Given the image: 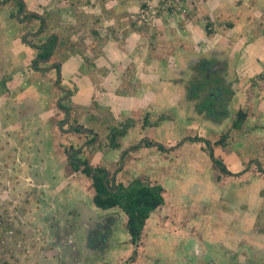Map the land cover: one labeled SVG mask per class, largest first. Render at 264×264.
Here are the masks:
<instances>
[{"label":"rangeland","instance_id":"1","mask_svg":"<svg viewBox=\"0 0 264 264\" xmlns=\"http://www.w3.org/2000/svg\"><path fill=\"white\" fill-rule=\"evenodd\" d=\"M250 1L260 3L257 12L250 9L251 6L248 8L249 16L246 19L254 23L246 25L238 23L237 18L233 16L229 19L232 20L231 25L235 27L223 25L224 27L217 31L222 35L217 47L219 51L224 52L222 56L231 73L222 77V80L225 79L228 82L227 90L214 100L213 111L210 112L207 108H204L203 112L198 111L202 109L200 107L202 100L211 95V84L203 87L198 101L196 99L191 101L198 106L196 110L190 108V99L186 93L176 105L169 102L156 104L149 116L151 124L159 121L162 114H168L171 119H166L164 126L159 124L155 127L156 129L154 126L149 129L150 133L155 135L150 138L153 141L164 142L169 147V151L162 152L155 147H146L141 142L139 149L129 152L124 165L121 166L122 170L118 172L115 182L113 181L129 184L135 178H143L151 183L160 182L165 187L166 202L151 215L144 227L141 241L136 246L132 244L131 236L126 229L127 214L124 210L118 207L111 211H103L102 208L97 207L93 199L95 189L92 178L81 171L76 172L69 160L67 154L72 148L71 144L79 146L82 142L85 143L89 139L88 135L84 136L78 129L67 132L71 123L68 124V119H65L56 127H50L53 135L46 143L52 145L50 146L51 155L47 157L46 151L43 150L41 157H38L36 151L29 149L28 143L31 139L27 138V133H24L25 139L21 140L14 133L13 126L3 125V122H0V143L7 144L11 148L4 152V155L10 158L6 164L2 159L7 157L0 154V175L3 178L15 173L18 178L12 180L14 184L8 185L12 204L4 209L6 213L8 211V214L14 216L12 219L21 220L23 217L26 219V224L29 226L31 224L27 236L25 233V237L13 234L14 241L10 242L13 239L8 237L0 241V264H3L5 260L9 264H14V249L17 247L22 251L25 240L29 242L27 258L31 263L37 256L43 258L41 264H209L210 261L216 264H264V173L256 170L258 167L252 162L254 158H258L264 167V113L260 108L264 101V77H262L264 75V38L259 43H255L257 40H250L248 31L250 30L251 34L261 32L264 36V0ZM204 7L205 15L209 14L211 9L214 10L211 3ZM9 12L8 8L5 9L6 26L11 30H17L21 25L20 28L25 29L26 25L19 24L17 18H10ZM181 15L183 14L174 15L175 19L180 21ZM153 28L147 29L153 30ZM143 30L146 31V29ZM228 38L241 40L242 43L249 40L248 46L234 44L233 41L228 42ZM203 42L209 48L203 47L200 50V57L211 59L212 41L206 38ZM163 46L164 44L161 43L158 54H161ZM121 67H118L119 85L115 88H119L118 95L127 96L128 99L122 101L127 108L132 105L131 94L137 101L140 95L135 94L139 93L140 87L135 84L136 81L133 82L134 76L131 72ZM85 72L84 75H87L88 72ZM192 73H195L198 78L205 77L204 70L198 68L197 63H192L181 75H174L173 79H182L181 85ZM84 75L82 72L75 73L74 81L80 88L87 85ZM212 76V80H215L217 76L222 75ZM33 80L39 88L41 80L44 83L43 86L46 85L45 92L50 93L49 117L57 122L58 117L62 118L64 115L51 105L56 98L51 82H45L42 77H34ZM225 80L222 82L225 83ZM84 91H80L75 96L76 106L72 112L71 122L75 125L81 124L85 128H95L99 132L93 144L86 146L85 152L92 157L90 153L95 155L96 150L102 151L99 157L92 159L91 164L113 173L116 168H119L117 160L119 151L109 145L108 128L119 125L129 118L140 124L143 122L146 110L141 106L129 112L113 110L110 106L98 108L102 103L99 102V106L95 103L102 99V95L92 99ZM2 101L7 102L4 98ZM226 108L230 111L229 117L222 125H219L217 122L223 119L222 114ZM241 109L246 111L248 116L241 129L235 130L232 125L237 112ZM7 111L8 108H2L1 115L6 114ZM13 112L11 117L17 120ZM25 115L24 119L31 118L27 111ZM63 125L66 126L62 128ZM139 131L140 127L137 125L130 129L121 140L122 149L142 139L144 134ZM224 133L227 134L224 145L216 144ZM189 137L204 138L212 142L215 157L223 159L233 173H240L244 169L245 171L232 175L224 173L213 162L207 144L190 140ZM100 138L102 143H98ZM32 140L33 147L37 143L44 144L39 141V138H32ZM175 141L177 142L174 143ZM172 143L180 145L173 147ZM43 155H46L48 164L46 163L41 170L40 162L44 159ZM88 155L80 156L87 158ZM195 157L199 158L197 172H195L197 165ZM76 162L79 161L76 160ZM24 163H26L25 168ZM168 166H170L168 173L178 170L179 174H176V177L168 176L166 172ZM16 169L26 170L29 181L26 177H23L25 179L21 177L25 182L34 183V186L43 183V190H38L41 188L36 186L29 188L26 193L29 197L26 199L22 198L25 196L23 191L14 193L13 187L21 183ZM5 184L6 181L0 180V187ZM17 194L18 198H16ZM21 200L22 203H20ZM2 205L1 210L4 207ZM77 206L94 209L97 213L99 212V217L110 221L107 236L109 245L104 247V252H90L91 257L84 254L86 247L82 232L90 230L93 222L89 217L85 218L83 224L71 221V216L68 215L72 209L76 210ZM51 218L53 221L50 220ZM228 227L231 228L228 229ZM218 230L216 235L215 233L211 235V231ZM104 231L101 232L105 234ZM73 232L80 241L75 239ZM80 243L81 246H79ZM33 250L37 251L34 258L31 254ZM24 252L27 253V249ZM79 252L83 254H78ZM23 255L25 258L26 254ZM18 259L21 260L19 257ZM15 261L17 263V260Z\"/></svg>","mask_w":264,"mask_h":264},{"label":"crops","instance_id":"2","mask_svg":"<svg viewBox=\"0 0 264 264\" xmlns=\"http://www.w3.org/2000/svg\"><path fill=\"white\" fill-rule=\"evenodd\" d=\"M248 1L250 0H208L207 3L196 1L189 14H186V16L181 15L182 19L180 21L176 20L174 15L159 14L155 20V26H152L156 30L154 28L153 30L147 29L150 26L139 27L130 20L131 13L139 9L141 0H28V5L29 8L35 9L41 15L49 17L47 23L59 35L61 46L63 45L62 42L69 37L66 42L70 45V54L63 64L64 74L75 75V73L79 74L82 72V75H84L85 71L88 72L87 75H84V79L87 81L86 87L84 85V88H80L76 94L85 90L84 92H87L94 99L97 96L96 91L99 90V87L101 91L104 88L101 94L102 100L100 99L97 102L103 103L106 106L109 105L113 110L125 111L122 101L128 98L124 95H118L119 88H115L119 85V79L117 80V76L120 77L118 67L122 66L123 70L126 69V71L131 72V75L134 76L133 82L136 81L135 84L140 87L139 93L135 94L140 95L137 97V101L134 99V95L131 94L130 102L132 105L127 107L129 109L126 112L133 111L140 106L144 108L151 104L149 106L151 113L155 109L156 104L161 100L169 102L172 105H176L182 100L184 95L181 91V86L180 84H175L177 79L174 80L173 76L181 75L190 64L200 59V50L203 47L209 48L203 42L206 38L212 41V51L219 52L217 47L218 40L209 37L205 31L206 19L209 18V20L214 22L216 18L229 19L235 16L238 23L245 25L254 23V21L246 19L249 16L248 8L251 6L250 9H254L257 12L260 3L252 1L246 3ZM208 3L212 4L214 10L211 9L209 14L205 15L203 8ZM143 29H146V31ZM248 31L250 40H257L255 43L263 40V33L255 32V34H251L250 30ZM227 41L248 46L247 42L249 40L242 43L241 40L236 41V39L232 40V38H228ZM161 43L164 46L162 52H160L161 54H158V48ZM130 65L131 68H129ZM180 80L182 79L178 81ZM76 94L74 95V99L77 96ZM260 108L264 111V101L260 105ZM163 123L164 121H157L152 126L144 127L145 129H143L142 123L138 124L136 122L134 126L128 129V132L137 125L140 127L139 133L153 137L155 135H152L149 129L153 126H159V124L160 126H164ZM4 129L6 131V126ZM124 137L120 138L121 145L115 150H122L123 142L121 140ZM210 143L212 144V142ZM6 145L0 143V154L4 155L5 150L9 148ZM4 156L7 158L2 159V161L6 164L10 158L6 154ZM96 157L97 154L94 158ZM198 157H195L197 159L195 172L198 171V161L201 156ZM25 164L23 165L24 168ZM169 167L166 168L168 176L176 177V174H179L180 171L176 170L168 173L170 171ZM16 170L18 171L19 178L25 179L23 177H26V170ZM15 179H18L15 173L3 178L2 176L0 177V180L6 181V184L0 187V206L2 204L4 206L3 210L0 208V235L4 234L8 238L13 239L10 242L14 241L13 237L15 235L25 237V233L27 236L28 229L30 230L31 228V224L30 226L26 224L25 218L22 217L21 220L12 219L14 216L12 217V215L8 214V211L6 213L4 209L12 204L8 185L14 184L12 180ZM22 179L21 183H17L13 187L14 193L19 190L25 193V196L22 198L26 199L29 197V194H26L29 188L36 186L41 188L38 190H43V183L34 186V183H27ZM26 179L28 180L27 177ZM16 198H18V194ZM20 203H22V200ZM153 213L155 211L151 215ZM50 220L53 221L52 218ZM236 223L239 224V222ZM230 228L228 227V229ZM3 229H6V231L3 232ZM219 230L211 231V235H214V233L216 235ZM13 234L15 235L13 236ZM73 236H75L74 233ZM28 244L29 242L25 240L22 247L23 252L15 247V252L13 253L15 258L14 264H41L43 262L42 257L34 255L37 252L36 250H33V253L31 252L33 258L36 256V259L34 258L32 263L29 261L27 258L29 257ZM25 249H27V253L24 252ZM23 254H26L25 258ZM15 260H17V263Z\"/></svg>","mask_w":264,"mask_h":264},{"label":"flooded vegetation","instance_id":"3","mask_svg":"<svg viewBox=\"0 0 264 264\" xmlns=\"http://www.w3.org/2000/svg\"><path fill=\"white\" fill-rule=\"evenodd\" d=\"M200 1L201 2L204 1L207 3L208 0H200ZM7 8L10 10L9 17L12 19L17 18L19 24L23 23L26 25L25 29H21L20 28L21 25L17 28V30H11L6 26L7 19L4 14H5V9ZM206 20L207 21H206L205 31L207 35L209 37H212L214 40L217 39L218 42L220 37L222 36V35L220 36V34H218L217 32L219 28H222L224 26L234 27L231 25L232 23L230 21L216 18V21L214 22L212 21L213 25L209 27L210 29L213 30V33L209 34L207 29H208V23L211 20H209V18H207ZM47 21H49L48 16L41 15V13L37 12L35 9L29 8L28 0H0V94L1 95L6 94V97L4 99L7 100L6 103H3L2 101L3 98L0 97V122L2 121L3 125L13 126V128H15L14 133L17 134L21 138V140L25 139L24 133H27V138L29 137L31 139L29 140L28 143V145L30 144L29 149H31V151L34 150V152L36 151L38 153V157H41V155L43 154V150L46 151L47 157L51 155L50 146L52 145L46 143L48 138H51V136L53 135L52 130H50V127L51 128L56 127V125H59L60 122H63L65 119H68L67 122L68 124L71 123L69 125V129L66 130L67 132H69V130H72L71 128L75 126V124L71 122L72 112L76 106L74 102L75 100L74 95L80 89V87L77 84H75L74 81L75 75H65L63 71L64 61L67 59V56H69L70 54V45L68 42H66L69 37L62 42L63 45L61 46L60 45L61 43H59V35L53 29H51V26L47 23ZM213 52L211 59H201L200 57L198 61L194 62V64L197 63L198 68L204 70L205 77L198 78V76L195 75V73H192L188 75L184 79V82L180 85L183 94L186 93L188 95V98L190 99L189 105L192 110H196V107L198 106H195V104H193V102L191 101L194 99L198 101V99L201 98V92L203 91V87L205 85L211 84L210 87L211 95L209 98L202 100L200 106L202 107V109L199 107L200 109L198 110L201 112H203L204 108H207L210 112L213 111L215 105L214 100L219 98L220 94L223 91L227 90L226 85L228 82H226V80L223 79L225 80L226 84L223 83L222 77H224L223 75H230L231 72L227 69L226 61L224 59V56H222L224 52L222 51L219 52L213 51ZM212 75H222V76H217L215 80H212L213 79ZM34 77L37 78L42 77L43 79H45V82H51V86L54 88L56 92V98L53 100V103L51 105L53 108L57 109L60 113L64 115L62 118L58 117L57 122H54L49 117L48 108L50 102L49 100L50 93L45 92L47 90L46 85H45L46 87L45 89V87L43 86L44 83L41 80L40 81L41 86L39 88V86H37V84H35V81L33 80ZM118 78L119 76H117V80ZM178 80L179 79L175 81V84H180L183 81V80L180 81ZM210 81H212V83ZM103 91L104 88H102L101 91L99 87V90L96 91V95L100 96ZM160 102L163 104L166 101L161 100ZM95 104L99 106V102H96ZM104 106L106 105L102 103L98 108ZM149 106H151V104ZM149 106L144 107L146 111L143 120L147 115H150ZM4 107L8 108V111L6 114L1 115L2 108ZM126 109L129 108H125V111H128ZM12 111H14L13 115L18 118L17 120H13V118L11 117ZM26 111L28 112V114L31 115V118L24 119V117L26 116L25 115ZM229 112H230L229 109L226 108V110L222 114L223 119L217 122L219 123V125H222L223 122L228 119ZM165 120L166 119H163V121ZM12 122H14L13 125ZM214 123L216 124V121ZM66 125H63V127ZM81 126L83 127V129L81 128H76V129H78L79 132L83 133L84 136L88 135L89 139H87L85 143L82 142L79 146L75 144H71L72 145L71 147L73 150L72 155H74L73 160L74 161L78 160L79 163L81 164L80 166L85 167L87 163L90 164V162L92 161V159L96 154L97 157H99L101 155L100 152L102 151L96 150L95 155L93 153H90L92 154V157H90L85 152L86 146L93 144V141L95 140V138H97L99 132L95 128H90V127L85 128L83 125ZM116 126H120V123L119 125ZM150 126H152L151 123L145 125L144 121L142 122L143 129H145L144 127H150ZM110 129L111 127L108 128L107 140H109ZM233 129L240 130L241 128H235L233 126ZM12 135L15 137L13 133ZM32 138H39V141L44 144L37 143L34 144L33 147L31 143L33 141ZM144 140L145 143L146 141H149L151 143L150 146H146V147H151L152 145L155 144V142L151 140L149 136L144 135L139 142H142ZM101 141L102 139L100 138L98 143H102ZM139 142L135 143L134 145H130L122 150L119 149V154L117 159L119 168H121V166L123 165L122 164L123 159L121 160V157L123 156V158L126 160V157L128 156L129 152H131L132 150H136L135 147L139 144ZM81 154H86L88 156L87 158H84L80 156ZM43 157L44 159L40 162L41 170L43 169V167H45V164L47 163L46 155H43ZM221 160L227 167L225 161L223 159ZM258 160H259L258 158H254L252 162L257 165L258 167L257 170L259 172L264 173V170H260V167L264 169L263 164L261 163L260 160L259 161ZM218 167L221 169L220 165H218ZM121 170L122 169H120L117 172H120ZM244 171L245 169L242 170L240 173H243ZM104 172L105 171H102L98 174L102 175L101 173ZM82 173L85 174L84 172ZM240 173H234V174H240ZM111 180L114 181L115 179L111 177ZM118 207L119 206L110 209H103V208L102 209L103 211L104 210L111 211ZM71 211L72 212L68 215L71 216L70 217L71 221L74 220V222L83 224L85 218L89 217L90 220L93 222L92 223L93 227L90 230L82 232L84 245L86 247L85 248L86 252H84V254L91 257L90 252H94V251L104 252V247L106 245L107 246L109 245L107 236H108V231L110 229L109 227L111 224L110 221L102 219L101 217H99L98 214L99 212L97 213L94 209H90L89 207L86 208V207L77 206L76 210L72 209ZM84 229L85 228L83 227V231ZM103 230H105L104 231L105 234L101 232ZM74 234H75V239L80 241L76 233ZM99 241L100 243H98ZM81 245L82 244L80 243L79 246ZM78 254H83V253L79 252ZM209 264H216V263L214 261H210Z\"/></svg>","mask_w":264,"mask_h":264},{"label":"trees","instance_id":"4","mask_svg":"<svg viewBox=\"0 0 264 264\" xmlns=\"http://www.w3.org/2000/svg\"><path fill=\"white\" fill-rule=\"evenodd\" d=\"M212 21L208 23V33L212 34L213 30L209 27L212 25ZM261 76V75H260ZM264 77V75H262ZM247 112L243 109L237 112L236 119L234 120L233 126L235 128H241L244 121L247 119ZM171 119L168 114H162L160 120ZM145 125L150 124L149 115L144 118ZM135 124L134 119H127L125 122L121 123L120 126H113L110 129L109 135V145L112 148H117L121 145L120 138L125 136L128 133V129ZM227 134H223L222 138L216 142V144L224 145ZM193 141H202L207 144L209 150V155L212 160L221 166V170L225 173L234 174L229 171L226 165L221 159L215 157L214 149L210 147V141L204 138L199 137H189ZM150 142L146 141L145 145L150 146ZM141 145L138 144L135 149L139 148ZM162 151H166V147L163 144H159L158 147ZM73 156L70 161L73 166V169L78 172H84L89 177H92L93 186L95 189L94 202L97 207L103 209H110L113 207L119 206L122 208L125 213L128 215V220L126 227L131 236V242L135 245L139 243L142 238L144 227L147 223V220L151 216V213L158 209L160 206L164 205L166 198L164 195L165 187L160 182L151 183L143 178H135L129 184L124 182L114 183L110 179L109 186L105 183L106 173L99 175L98 173L105 171L103 167H94L92 168L88 163L85 167L80 166L79 162L73 160ZM260 170H264L260 167ZM92 171L95 172V175H92ZM115 179V178H114ZM114 187L115 190H112ZM3 232L6 229L2 230ZM4 234H1L0 241L5 239ZM3 264H9L7 260Z\"/></svg>","mask_w":264,"mask_h":264},{"label":"built area","instance_id":"5","mask_svg":"<svg viewBox=\"0 0 264 264\" xmlns=\"http://www.w3.org/2000/svg\"><path fill=\"white\" fill-rule=\"evenodd\" d=\"M192 0H142L141 8L132 15L139 23H152L154 16L164 14H186Z\"/></svg>","mask_w":264,"mask_h":264},{"label":"clouds","instance_id":"6","mask_svg":"<svg viewBox=\"0 0 264 264\" xmlns=\"http://www.w3.org/2000/svg\"><path fill=\"white\" fill-rule=\"evenodd\" d=\"M196 1H200V0H192L191 1V3L189 4V10H188V12L186 13V14H189V12L192 10V8H193V6L195 5V3H196ZM141 5H142V0H141V3H140V7H139V9L141 8ZM138 9V10H139ZM138 10L137 11H135V12H133V13H131V15H130V20L133 22V24H135V25H138L139 27H143V26H150V27H152V26H155V20H156V18H157V16H159V14H164V13H159V14H157V15H155L154 16V21L152 22V23H139V22H137V21H134L133 20V18H132V15L134 14V13H136V12H138ZM186 14H183L184 16H186ZM170 15H174V14H170ZM180 15V14H179ZM1 95V94H0ZM0 97H2V98H5L6 97V94H2ZM150 116V115H149ZM132 119V118H131ZM144 121V120H143ZM149 121H150V117H149ZM159 121L160 122H162L163 120H160V118H159ZM135 123H136V120H135ZM151 123V122H150ZM159 123V122H158ZM158 123H157V125H158ZM79 125V124H78ZM135 125V124H134ZM154 127H156V126H154ZM62 128H63V126H62ZM76 129V128H75ZM74 130V129H73ZM127 135V134H126ZM125 135V136H126ZM122 137H124V136H121V138ZM151 140H153L152 138H151ZM155 142V144L156 143H160V144H163L165 147H166V151H162V150H160L158 147H156V146H154V145H152L151 147H155V148H157V149H159L160 151H162V152H167V151H169V147H167L165 144H164V142H162V141H154ZM142 143H144L145 144V140L144 141H142ZM139 144L141 145V142H139ZM176 145L178 146V145H180L179 143H177V144H174L173 145V147H176ZM211 147V146H210ZM118 148V147H117ZM140 148V147H139ZM212 148H213V143H212ZM69 149V148H68ZM114 149H116V148H114ZM69 150H71V155L70 156H68L69 157V160L71 159V157H72V152H73V150H72V148L71 149H69ZM68 150V151H69ZM68 155V154H67ZM123 159V165H124V163H125V159L123 158V156L121 157V160ZM71 162V161H70ZM214 162V161H213ZM92 162H90V166H92L93 168H94V166L91 164ZM121 169V168H120ZM119 168H117L115 171H116V176H117V174H118V172L117 171H119L120 170ZM115 171L112 173L111 172V174L113 175L114 173H115ZM94 172V171H93ZM111 175V177H113ZM111 177H110V179H111ZM113 178H116V177H113ZM109 179V180H110ZM109 182V181H108Z\"/></svg>","mask_w":264,"mask_h":264},{"label":"water","instance_id":"7","mask_svg":"<svg viewBox=\"0 0 264 264\" xmlns=\"http://www.w3.org/2000/svg\"><path fill=\"white\" fill-rule=\"evenodd\" d=\"M75 128H81V129H83V127L81 126V125H75L73 128H72V130L73 129H75ZM159 144L160 143H156V144H154V146H156V147H158L159 146ZM210 146L212 147V144L210 143ZM68 155L70 156L71 155V150L70 151H68ZM92 167V166H91ZM93 168V167H92ZM104 173H106V177H105V183H106V185H108L109 186V179H110V177H111V171H105ZM104 173H101V174H104ZM92 174L94 175L95 174V172H93L92 171ZM113 177H116V171H115V173L112 175ZM115 188L116 187H114L112 190H115Z\"/></svg>","mask_w":264,"mask_h":264}]
</instances>
